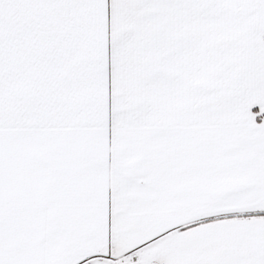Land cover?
Masks as SVG:
<instances>
[{
    "label": "snow or ice",
    "instance_id": "snow-or-ice-1",
    "mask_svg": "<svg viewBox=\"0 0 264 264\" xmlns=\"http://www.w3.org/2000/svg\"><path fill=\"white\" fill-rule=\"evenodd\" d=\"M0 264H264V0H0Z\"/></svg>",
    "mask_w": 264,
    "mask_h": 264
}]
</instances>
